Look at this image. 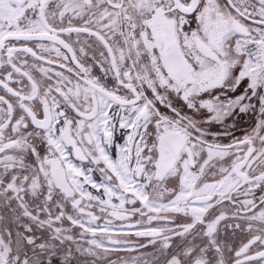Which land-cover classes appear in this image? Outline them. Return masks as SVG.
Returning a JSON list of instances; mask_svg holds the SVG:
<instances>
[{"label": "snow or ice", "instance_id": "6c2138e0", "mask_svg": "<svg viewBox=\"0 0 264 264\" xmlns=\"http://www.w3.org/2000/svg\"><path fill=\"white\" fill-rule=\"evenodd\" d=\"M149 246L264 264V0H0V264Z\"/></svg>", "mask_w": 264, "mask_h": 264}, {"label": "flooded vegetation", "instance_id": "af4514ba", "mask_svg": "<svg viewBox=\"0 0 264 264\" xmlns=\"http://www.w3.org/2000/svg\"><path fill=\"white\" fill-rule=\"evenodd\" d=\"M73 40H75V35L73 34L72 37ZM239 120L238 127L233 131V135L235 136H242L243 131L245 129H248L252 123V114L249 113L247 115H243L242 118H237ZM232 121L229 120V123ZM216 126H214L215 128ZM217 130H223L222 127L218 128ZM117 139L119 142H123L121 132L118 131L116 133ZM227 142V140H225ZM97 177H99V173H96ZM117 226H119V222H117ZM153 249L149 246L145 249H137L136 251L128 252V251H119V252H110L106 256H102L100 258L91 257V256H83L80 258L81 264H92V262L95 260L96 264H110L111 261H119L124 260L128 261L129 264H131V261L135 257H140L142 260H149L150 262L154 259L153 256L149 255V253H152ZM141 253H143V256H141Z\"/></svg>", "mask_w": 264, "mask_h": 264}]
</instances>
